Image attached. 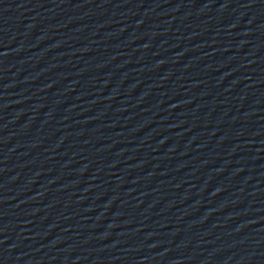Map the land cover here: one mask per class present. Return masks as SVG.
Here are the masks:
<instances>
[{"label":"water","instance_id":"water-1","mask_svg":"<svg viewBox=\"0 0 264 264\" xmlns=\"http://www.w3.org/2000/svg\"><path fill=\"white\" fill-rule=\"evenodd\" d=\"M0 264H264V0H4Z\"/></svg>","mask_w":264,"mask_h":264}]
</instances>
